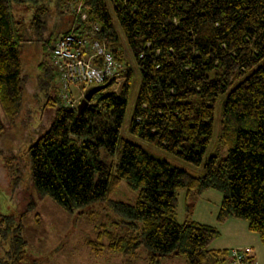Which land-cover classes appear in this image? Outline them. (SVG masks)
Masks as SVG:
<instances>
[{"label":"trees","instance_id":"1","mask_svg":"<svg viewBox=\"0 0 264 264\" xmlns=\"http://www.w3.org/2000/svg\"><path fill=\"white\" fill-rule=\"evenodd\" d=\"M25 1L0 0V107L5 117L0 114V155L5 135L17 125L19 137L25 136L21 142L29 143L26 156L38 197L48 196L71 213L99 204L120 218L117 232L106 229H117L115 222L95 227L103 229L97 241H88L94 256L131 262L140 259L144 247V264H160L167 257H183L186 264H232L230 250L208 249L219 235L215 227L176 221L182 190L187 196L220 192L216 220H246L264 246V0L82 1L87 19H77L76 29L98 25L106 45L124 63L116 20L134 59L139 80L128 133L187 163H202L200 175L120 135L137 81L128 63L80 115L76 107H65L51 51L38 62L44 64L39 74L27 67L20 48L36 41L37 29L53 19L72 24L75 17L63 12L72 0H55V12L39 5L29 34L19 32L12 14V4ZM60 34L49 37L45 46ZM118 78L123 83L115 91ZM39 91L53 107L46 129L31 128L27 111ZM71 93L77 97L79 90L73 86ZM218 101L217 142L205 158ZM121 182L137 193L134 204L111 198ZM33 205L29 199L18 215L0 214V264H27L22 220ZM103 238L105 243L99 241Z\"/></svg>","mask_w":264,"mask_h":264},{"label":"rangeland","instance_id":"2","mask_svg":"<svg viewBox=\"0 0 264 264\" xmlns=\"http://www.w3.org/2000/svg\"><path fill=\"white\" fill-rule=\"evenodd\" d=\"M39 5H45L50 12H55V0H38L32 2L27 0L23 3L12 4V14L18 22L20 33L29 34L33 23L35 11ZM112 14V9L109 6ZM58 19H53L45 28H38V37L36 41L22 43L20 48L21 56L31 70L36 69L42 74L44 64L38 66L40 60L43 61L44 54L50 51L45 46V42L56 33L62 30ZM115 25L120 35V54L124 63H128L134 68L137 81L133 87L120 129V135L127 140L139 144L150 153L159 156L171 164L178 166L191 174L200 175L203 164L195 166L187 163L164 150L131 135L127 128L131 119L136 92L138 89V71L134 59L130 53L126 41L122 35L121 29L116 20ZM30 38V37H29ZM41 61V62H42ZM123 63V64H124ZM137 71V72H136ZM123 83V79L118 78L114 90ZM92 85L85 87V91ZM77 95V92L74 91ZM33 105L28 107V116L32 120L30 127L35 129H46L50 125L53 107L45 103V92L39 91L36 98L33 99ZM219 110L220 101L217 102L213 118V135L206 152L205 158L215 150L219 132ZM1 119H5L0 107ZM19 119V118H18ZM17 125L4 137L2 155H0V214H17L24 211L29 199L34 201L33 208L23 217V233L28 243V261L27 264H144L147 250L141 247L139 250L140 259L128 262L125 257H95L92 253L88 241H97L98 233L103 228H96L101 223L106 226L112 222L118 224L107 230L117 232L122 228L120 218L109 210L103 209L99 204L86 206L74 212H66L58 206L50 197H38L36 189L31 182L29 160L26 156V150L29 143L22 141L25 138L19 137ZM16 130V131H15ZM25 131L24 129H22ZM22 134V133H20ZM27 136V134H26ZM18 140V141H17ZM218 145V144H217ZM221 156H226V148L220 146ZM204 162V160H203ZM4 165V168H2ZM2 166V167H1ZM13 187H16L15 192ZM21 190H20V189ZM111 198L116 201L128 202L134 204L137 199V193L130 190L125 182H121L112 194ZM178 203L176 208V221L180 224L186 221H194L200 224L215 227L219 235L209 244V250H231L246 251L250 248L255 264H264V246L256 232L248 229V223L243 219L229 218L223 223L216 220V216L221 204L222 194L217 190H205L197 195L187 196L182 190L178 193ZM81 212L82 214H77ZM90 213H96L91 217ZM103 238L99 241L105 243ZM160 264H186L183 257H167L161 260Z\"/></svg>","mask_w":264,"mask_h":264},{"label":"built area","instance_id":"3","mask_svg":"<svg viewBox=\"0 0 264 264\" xmlns=\"http://www.w3.org/2000/svg\"><path fill=\"white\" fill-rule=\"evenodd\" d=\"M82 1L72 0L64 6L63 12L75 18L66 33L54 41L51 51L52 62L59 74V97L65 107L71 108L77 107L85 94V87L105 84L124 68L121 58L101 37L98 25L76 29L81 23L77 19L82 22L87 19ZM73 86L79 90L77 97L71 93ZM229 252L232 264H255L250 248Z\"/></svg>","mask_w":264,"mask_h":264},{"label":"water","instance_id":"4","mask_svg":"<svg viewBox=\"0 0 264 264\" xmlns=\"http://www.w3.org/2000/svg\"><path fill=\"white\" fill-rule=\"evenodd\" d=\"M50 50L53 49V44L49 47ZM109 85V82L102 84V85H98V86H92L91 88H89L83 98L80 100L79 104L76 107L77 110V115H80L88 106V104L91 102V99L93 97V95L99 91L105 90Z\"/></svg>","mask_w":264,"mask_h":264},{"label":"crops","instance_id":"5","mask_svg":"<svg viewBox=\"0 0 264 264\" xmlns=\"http://www.w3.org/2000/svg\"><path fill=\"white\" fill-rule=\"evenodd\" d=\"M58 22H60L61 23V25H62V30H61V34H63L64 32H66V30L69 28V24H68V21H67V19L64 21V18L63 17H59V19L57 20ZM60 34V35H61ZM59 35V36H60ZM51 51V50H50Z\"/></svg>","mask_w":264,"mask_h":264}]
</instances>
